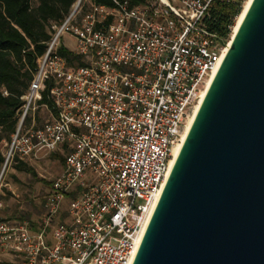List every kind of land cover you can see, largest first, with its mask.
<instances>
[{"label": "built area", "instance_id": "obj_1", "mask_svg": "<svg viewBox=\"0 0 264 264\" xmlns=\"http://www.w3.org/2000/svg\"><path fill=\"white\" fill-rule=\"evenodd\" d=\"M233 1L77 0L24 97L8 159L69 153L39 221L0 219V264L133 263L173 150L229 41L210 26L212 9ZM69 33L83 64L58 53ZM47 80L49 117L23 128Z\"/></svg>", "mask_w": 264, "mask_h": 264}, {"label": "water", "instance_id": "obj_2", "mask_svg": "<svg viewBox=\"0 0 264 264\" xmlns=\"http://www.w3.org/2000/svg\"><path fill=\"white\" fill-rule=\"evenodd\" d=\"M243 19L132 264H264V0Z\"/></svg>", "mask_w": 264, "mask_h": 264}, {"label": "trees", "instance_id": "obj_3", "mask_svg": "<svg viewBox=\"0 0 264 264\" xmlns=\"http://www.w3.org/2000/svg\"><path fill=\"white\" fill-rule=\"evenodd\" d=\"M93 1L111 5L110 0ZM146 1L148 0H133V3L141 4ZM76 2L77 0H0V164L6 161L1 147L4 141L10 144L18 130L24 97L29 91L48 43L57 27L69 17ZM244 2L245 0L217 2L209 19L213 30L230 40ZM58 53L67 59L69 66L83 64L80 58L63 44L59 46ZM53 84L51 80L46 81L40 105L52 106L48 94ZM4 91H7V94H4ZM32 120V113L28 112L23 128L31 124ZM35 125L39 126L37 123ZM13 161L17 170L36 174L34 169L19 157L15 156Z\"/></svg>", "mask_w": 264, "mask_h": 264}, {"label": "rangeland", "instance_id": "obj_4", "mask_svg": "<svg viewBox=\"0 0 264 264\" xmlns=\"http://www.w3.org/2000/svg\"><path fill=\"white\" fill-rule=\"evenodd\" d=\"M60 39V45L63 44L71 50L75 48L76 41L70 33L64 34ZM37 105L36 110L32 111V117L35 116L36 123L40 125L49 117V113L44 106L39 103ZM3 143L1 149L7 165L3 170L5 163L0 164V202L4 204L0 209V219H29L37 222L42 216L45 196L50 189L51 182L63 172L69 149L62 147L53 152L44 149L36 157L20 159L34 169L36 174L33 175L14 167L15 161L8 159L11 143H6V141ZM54 154L57 156H53Z\"/></svg>", "mask_w": 264, "mask_h": 264}, {"label": "bare ground", "instance_id": "obj_5", "mask_svg": "<svg viewBox=\"0 0 264 264\" xmlns=\"http://www.w3.org/2000/svg\"><path fill=\"white\" fill-rule=\"evenodd\" d=\"M251 2H252V0H245L243 10H242L241 14L237 17V19H238L237 20V23H236V25L234 26V28H233V30L231 32L232 36L230 38V41L227 43V45L225 46V50L222 52V54L219 56L218 60L216 61V66H215V68H214L211 76L208 78L209 80H208L205 88L203 89V91L201 93L202 94L201 95V98H200L199 102L195 105L194 111H193V113L189 117V120L187 122L188 123L187 124V127H186V129H185V131L183 133V136H182V141L179 144H177L175 146V149L173 150V157H172V160L170 162V168H171V170H172V166L174 165L175 160H176V158H177V156L179 154L178 152L180 151V148L182 147V144H183V142L186 139L185 137L187 136V133L189 132V129H190L191 125H192V122H193V120H194V118H195L198 110L200 109L199 107H200V105H201V103L203 101V98L206 95L205 93L208 90L209 86L211 85L212 81L214 80L213 78H214L215 74L217 73V70H218L219 66L221 65L220 63L223 60V58L226 55V53L228 52L229 47H230V44L232 42V38L235 36L236 31L238 30L239 26L241 25L242 21L244 20L243 19L244 18V15L247 12V10L249 9V7L251 5ZM156 202H158V201H156Z\"/></svg>", "mask_w": 264, "mask_h": 264}, {"label": "crops", "instance_id": "obj_6", "mask_svg": "<svg viewBox=\"0 0 264 264\" xmlns=\"http://www.w3.org/2000/svg\"><path fill=\"white\" fill-rule=\"evenodd\" d=\"M69 49V48H68ZM70 50V49H69Z\"/></svg>", "mask_w": 264, "mask_h": 264}]
</instances>
